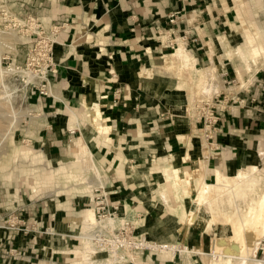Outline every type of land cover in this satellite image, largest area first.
I'll use <instances>...</instances> for the list:
<instances>
[{
  "label": "crops",
  "instance_id": "obj_1",
  "mask_svg": "<svg viewBox=\"0 0 264 264\" xmlns=\"http://www.w3.org/2000/svg\"><path fill=\"white\" fill-rule=\"evenodd\" d=\"M212 4L214 0L32 1L30 15L42 22L44 30L48 25L57 27L59 43L48 93L36 92L30 102L34 114L29 127L34 133L31 143L51 157L67 160L75 156L74 147L82 138L93 158L107 170L111 184L105 190L120 205V216L127 204L136 205L149 193L158 195L159 188L154 186L164 180L157 166L160 160L183 153V170L193 168L189 108L179 98L166 103L168 77L155 68L166 64L168 44L162 43L166 34L174 42L186 34L185 46L198 64L209 62L205 42L229 27L232 13L212 15ZM173 15L177 18L171 22ZM224 63L228 81V75L236 73L237 60L225 59ZM256 75L252 84L239 90L236 80L222 92L220 102H215L225 109L213 142H208L218 150L209 151L205 162L207 183L216 181L218 171L232 174L241 168L264 133V75L260 71ZM201 124L197 119L195 133L203 135ZM184 141L188 143L185 152ZM132 168L144 172L134 177L129 173ZM83 203L76 198L25 202L17 213L23 225L8 227L5 236L0 234V264L67 262L78 239ZM139 207L150 209L144 204ZM56 227L57 233L50 234ZM189 233L196 242L205 239L193 227ZM178 253L165 264L182 262ZM192 260L200 264L196 256ZM151 263L162 261L157 255Z\"/></svg>",
  "mask_w": 264,
  "mask_h": 264
},
{
  "label": "bare ground",
  "instance_id": "obj_2",
  "mask_svg": "<svg viewBox=\"0 0 264 264\" xmlns=\"http://www.w3.org/2000/svg\"><path fill=\"white\" fill-rule=\"evenodd\" d=\"M232 1L234 4L233 8L237 10V16L235 21H228L229 30L234 32L236 36H239L241 34L239 24L242 23L247 25L246 32L249 36L248 46L244 48L240 45L233 46V40H230L227 33L218 36L216 35L213 40L205 42L209 62L205 65H200L197 62L196 56L186 48L185 41L182 40V38H178L175 40L177 45L174 51L167 55V58L170 59L171 63L176 64V67L178 68L176 73L174 71L175 77H171L167 80L168 83L166 82L169 89L170 87L175 86L174 79H177V77H184L193 83L194 86H197L198 88L196 87V90H199L200 92L198 96L197 93L191 91V99L193 101L195 98L201 99L209 97V100L213 102L212 99L214 95L218 93V89L223 87L225 82V79L223 78L226 74L224 59H227L232 63H235V60L238 59L244 64L242 68H240L239 64L235 65L237 78L239 80V83L236 85L237 90L245 88L253 82L254 78L257 76V72L262 69L261 64L259 63H262V66L264 67V26L257 21V19L249 20L245 18L242 9L246 4L244 0ZM256 4H260V6L257 7L254 12L255 14L251 16L252 18H258L260 9L264 11V0H257ZM230 8L231 6H229L227 0H215L214 4L209 6L212 15L216 11L226 13ZM44 20L48 21L49 19L47 17L44 18ZM191 22H194V20H191ZM20 23L22 22L20 21ZM38 25L39 24L35 22L31 25L30 29H32L33 26H37L36 29H38ZM39 28L42 29L41 25ZM1 31L2 30H0V35L1 33L3 34V31ZM10 36H13L16 41L26 40L24 39V36ZM162 38L163 40H168V35L166 34ZM54 40L56 42L58 39L55 37ZM54 40L53 45L55 44ZM12 47H14V45H12ZM0 54H2V51ZM1 60L2 58L0 55V85H5L4 81L6 78L4 76L15 74L18 70L14 63L9 68H3L1 66ZM156 67L157 71L160 70L164 72V70H166L161 65H157ZM18 69H20V73H24L21 68ZM49 83H51L50 79ZM1 87L2 89L5 88H3V85ZM174 90L176 89L173 88V92H175ZM171 100L172 98L167 96V101ZM32 111L33 110H30L28 114H32ZM191 111L189 113L191 114L192 130L197 131L195 122L197 119L199 120L201 114L193 116V112ZM15 117L18 120V117ZM201 138H204V136L201 134L195 135V141L190 143V146L192 156L203 161L205 164L210 155L209 151L202 148L203 143H201ZM184 144L187 146L188 143L184 141ZM205 144L209 145L208 143ZM13 152L15 153L17 160L14 162L3 159L2 157L0 158V165L2 164L6 167L10 166L11 169L16 170L19 178L24 177L26 180L28 178L33 179L34 184L31 185L33 190L35 189V186L38 187L39 185L42 186L43 184L49 183L51 178L54 179L55 183L59 184L61 180L69 179L70 177L76 178L78 176V174L73 173L69 166L62 161L57 162V165H53L50 159L41 150L20 147ZM178 154L179 153L174 154L171 159H168V161L170 160L171 162H167V165H165L164 168L160 166L163 171L164 180L161 183L157 197L154 196L153 193H149L147 198L142 200V202L149 204V200L152 197H156L158 202L159 200L162 202L159 204L161 208L168 213L167 217L170 220L169 224L157 227L155 235L149 236L150 240L160 242L156 247L151 245L154 251L160 250L159 253H166L165 256H161L160 258L162 264H165L166 261H172L174 257L173 255L176 252H180L183 256L181 264H190L191 259L188 254H191V252H197L201 256L211 257V260H209L207 264H235L234 262H237L238 264H247L248 262H255L256 264L260 263L258 252L261 249V243L264 240V188H261V178L264 170L259 163L246 160L243 166L235 170L232 174L218 171L215 182H203L198 199H191L189 195L190 192H184V200L178 193V189H180L181 182L183 181L182 177L180 178V175L178 174L179 167L171 166L175 164ZM74 155L84 166V173L81 174V176L79 174L81 182L77 179V182L75 183L79 189L78 194L85 195L86 197H84V200L91 203L94 198L95 188L110 186V178L106 175L107 170L95 161L82 138L79 139V142L74 147ZM19 160L29 161L30 169L25 167L21 168L17 162ZM166 160L167 159H162L160 160V163H163ZM176 162H178V159ZM88 172H90V176L92 177H88ZM143 172L144 170L138 168H132L129 170V173L134 177L141 176ZM12 174L13 173L7 172V175L3 176L9 178L12 177ZM59 187L60 186H57L56 188ZM47 194H54V190L48 191ZM189 208H191L190 211L188 210ZM204 208L206 209L205 211H203ZM134 210L135 207L127 204L125 213L122 216L108 218L100 223L95 217L94 208L84 210L82 214V223L87 231L85 234L79 233V235H77L84 240V248L71 249V253H75V258H70L69 263L63 264H83L82 262H86L87 264H117L120 262L122 256H120L119 250L122 249H108L109 255L106 263H104L102 258L97 257L96 255L103 249H97V247L95 248L91 245V236L88 231L99 224L104 228L116 229L122 226L123 221L128 222L130 215ZM188 212L191 220L190 223L196 224L197 226H200L199 220H204L208 223V233L211 236L210 251L205 249L206 246L202 240H200V249L194 248V246H192L193 249H191L188 242L176 246L174 240L179 238L181 232V227L178 226V218L182 220V222H185L183 217L188 214ZM71 216L69 215V217ZM187 226L183 228L185 231L188 230ZM217 226H221L226 233L218 234L215 230ZM3 228H5V226L0 225V230ZM57 231V228L49 230L50 234H56ZM140 231L146 232V228L143 229V227H140ZM146 243H129V245L139 247L141 245L146 246ZM147 244L150 245L149 242ZM130 246H127V248ZM138 258L141 257H136L139 264H143Z\"/></svg>",
  "mask_w": 264,
  "mask_h": 264
},
{
  "label": "rangeland",
  "instance_id": "obj_3",
  "mask_svg": "<svg viewBox=\"0 0 264 264\" xmlns=\"http://www.w3.org/2000/svg\"><path fill=\"white\" fill-rule=\"evenodd\" d=\"M32 1L33 0H0V30L3 31V34L1 33V35H0V37H2V38H0V41H1L0 47H1V51H2V54H0L1 58H2L1 66L3 68H9L14 63L16 69L18 70V72L15 74H9L8 76H4L6 78V79L4 78L5 79V81H4L5 85L2 84L3 88L5 87L4 89H2V87H1L2 85H0V93L3 92L0 94V98L3 97L0 99V158L3 157V159H7V160L15 162L17 160V158H16L15 153L13 151L17 148H20V147H29L32 149L43 151L46 154V156L50 159V161L52 162L53 165H57V162H59V161L64 162L67 166H69L71 171L73 173L78 174V176L76 178L70 177L69 179L61 180L59 184L55 183L54 179L51 178L49 180L50 181L49 183L43 184L42 186L39 185L38 187L35 186V189L33 190L32 186H31L34 184L33 179L28 178L26 180L24 177L19 178L17 175L18 172L16 170L11 169L10 166L6 167V166H3L1 164L0 165V225L5 226V228L0 230V234L2 236H5L7 234V231H9L7 229L8 227L18 228V227L23 225L21 220L18 218L17 213H19V210L23 207V205H25V202H29L30 200L35 201L36 199H39V198H47V199L52 198L55 201L61 202L63 200H67L70 198H76L77 200L79 199V200H81V202L82 201L84 202L83 203V205L85 207L84 210L89 209V208H93V205H94L93 200L90 203L89 201L84 200V197H86L85 195L78 194L79 189L75 185V183L77 182V179H79V174L81 176V174L84 173V170H83L84 166L80 161H78V159L75 156H73V158H71V159H67V160L62 159L61 160V159H58L55 157H51L48 153H46L44 151L43 148H39V147H37L31 143L30 137H33L34 133L32 132V130L29 127H30L31 117H33L34 114H33V112H31L32 114H28V113L30 110H32V108L30 107V102L32 101V97H34L35 94H32L33 88L29 90V87H26L24 85V82H23L24 77H22L24 74L20 73L19 72L20 69H18V68L22 67L25 64V56H26V52L28 50V43H30L31 39L35 38L36 35L31 34L32 36L28 37V34L21 32L24 30L23 28H21L22 26L19 27L16 24L18 23L17 19H19L20 21H25L28 17L32 16V15H30L31 14ZM256 1L257 0H244V2L246 4L244 7H242V9L244 11L243 14H244L246 19H249V20L257 19V21H259L264 26V11L262 9H260L258 18H252L251 17L252 15L255 14L254 12L257 9V7L260 6V4H256ZM227 2L229 4V6H231L230 10H232V13L230 16L231 20L235 21L236 16H237V10L233 8L234 4H233L232 0H227ZM215 13H220V12L216 11ZM32 17H35V16H32ZM35 19L38 20L37 17H35ZM14 23H16V24H14ZM239 25H240V29H241V34L239 36H236V34L232 31H230L229 27H227V26L225 29L221 30V32L218 33L217 36L220 34L227 33L228 36L230 37V40L231 41L233 40L232 41L233 46H239L240 45L244 48V47L248 46V43H249V36H248V33L246 32V28H247L246 26L247 25H244L242 23ZM50 26L51 25L46 26V27H48V30L52 29ZM36 28H37V26H33L31 31H37ZM10 35H16L17 37H21V36L23 37L24 36V39H26L27 42H26V40L16 41L14 39V37L10 36ZM184 36H186V39L183 38ZM56 38L59 40L58 37H56ZM180 38H183L182 40L186 41L187 35L184 34ZM54 39H55V37L53 38V40ZM58 40L56 42L54 40V42H55L54 45H53V41H52V52L54 54V61H55V50H56L55 47L57 46V43H59ZM168 42H169V38H168V40H163L162 43L168 44L167 54H170L171 52L174 51L177 43L173 42V44H175L174 48H173V46H170V44ZM12 45H14L15 49H14V47H12ZM236 60H237V65L239 64L240 68H242L244 66V64H242L238 59H236ZM165 63L166 64H162V62L160 63L161 66H163L164 69H166V70H164V72H162L160 70L157 71L156 68H155V72L160 73V74H164L165 76L168 77V79H170L171 77H175L174 71L176 73V70L178 69L176 67L177 65L171 63L169 58L166 59ZM259 64H261V68H262L259 71L262 72V75H264V67L262 66V63H259ZM231 76L232 77H230V75H228V78H229L228 81H232L230 83H228L226 76L225 75L223 76V78L225 79V82L223 84V87L218 89V93H216L214 95V97L212 99V100H214V103L211 100H209V97H205V98H201V99L195 98V100L193 101L191 99V91H194L199 96L200 92H199V90H196L198 87L194 86L193 83H191L189 80H187L184 77H182V78L177 77V79H174L175 80V86L170 87V89L167 86L169 89L167 91V94L169 95V97L172 98V100L166 101V103L171 104L174 102V100L179 98V100L181 102H184L185 108H189V112L192 110L191 112H193V114H192L193 116L194 115L198 116V115L203 113L200 109L205 107L204 104L209 102V104L213 103L212 105H215L216 104L215 101L218 100V98L222 99V96H223L222 92L226 91L227 87H229V85H232V86L235 85L236 80L239 81L236 73L234 75H231ZM254 80H255V78H254ZM6 86H8V87H6ZM173 88L176 89V90H174L175 92H173ZM8 95L10 96V98ZM174 95H175V98L173 97ZM218 96H220V97H218ZM189 115L191 116L190 113H189ZM15 116L18 117V120ZM192 131L194 133L192 132L190 143H193L195 141V135H198V133H195L197 131H194V130H192ZM258 137H259L258 138V140H259L258 146L255 148L254 151H252L248 154L247 160H251L255 163H259L261 168L264 170V133L261 132L260 136H258ZM201 143H203L202 148H204L206 151L214 150L215 152H217V150H218L214 146H209V145L205 144V143H207L205 141V136H204V138H201ZM186 147L187 146L185 145L184 149H183L184 152L186 150ZM190 155H192V152ZM177 156H178L177 157L178 162H176L177 161V159H176L175 164L171 165V166L172 167H175V166L179 167L178 168V174L180 175V178L182 177V179H183V181L181 182L180 189H178V193L184 199V192H186V193L190 192L189 195H190L191 199L192 198L198 199L199 192H200L202 185H203V182H204V175L206 172L205 171L206 170L205 164L203 163V161L196 159L193 156H191V157H193V168L185 171V170H183L181 162H180V160L183 156V153H179ZM17 162L21 166V168L25 167L27 169H30V167H29L30 162L29 161L19 160ZM167 162L170 163L171 161L170 160L168 161V159H167L163 163L159 162L158 166L159 167L161 166L164 168L165 165H167L166 164ZM7 172L13 173L12 177H9V178L4 177L3 175L6 176ZM160 172H161V176H163V171L161 168H160ZM87 175H89L88 177H92V176H90V172H88ZM162 180H163L162 178L159 179L158 184L154 187L160 188ZM79 182H81L80 179H79ZM193 185H194V188H193ZM57 186H60V187L56 188ZM103 188H105V187H103ZM261 188H264V172H263L262 178H261ZM50 190H54V194H52V195L47 194V192ZM193 191H196V192L194 194H192ZM144 198H147V196H144L141 199V201L137 200L138 202L136 205H132L133 207H135V210L131 213L128 222L123 221L122 226H124L126 224H129L131 226V230H130L131 234H130L129 239H128V244L129 243L139 244V243H146V242L148 243L149 242L150 246L152 245L153 247H156V246H158V244H160V242L150 240L149 236L155 235L156 228L169 224L170 220L167 217L168 213L163 208H161V206L159 205L162 203L160 200H159V202H158V200L154 201V197H152L149 200V204H147L146 202H142V200ZM142 204L149 206L150 209H148L146 211V209L139 207ZM191 208H189L188 210L190 211ZM205 210L206 209L204 208L203 211H205ZM174 215H176V214H174ZM183 218H184V221L186 223L182 222V220H180L178 218V226L181 227L180 228L181 232H180L179 238H177L178 240L177 239L174 240V242H176V246H179V244H181V243L188 242V245L191 247V249H193L192 248L193 243L195 246L194 248H197V249L201 248V243L199 241H197V242L194 241L192 236H190L191 234L189 233V229L191 227H193L194 229H197V230H199V232L204 234L203 238H205V239L202 241L206 246L205 249L207 251H210L211 236L208 233V228H207L208 223L204 220H199L200 226H198V227L196 224L190 223L191 220H190L189 212H188V214L184 215ZM150 225H151V228H148V227H150ZM57 226H59V225H57ZM186 226L188 227V230L185 231L183 228H185ZM78 227H79L78 233L76 235H79V233H82V234L86 233L87 230L84 227L82 220H81L80 226H78ZM140 227H143V229L146 228V233L148 235L144 234L145 232L141 233L142 231H140ZM91 230L88 232H91ZM215 230L218 234H225L226 233V231H224L221 226H217L215 228ZM77 238L78 239L75 242L76 246H73L72 249H83L84 248V243H83L84 240L81 239L80 236L79 237L77 236ZM195 238L198 239L199 237L196 236V237H194V239ZM93 243L94 242L91 241V245L94 246L95 248L97 247V249H103L96 256L99 258H102L104 263H106L108 261V255H109L108 254V251H109L108 248H106L105 246H96ZM147 243H146V245H149ZM131 247H133V245ZM153 247L146 248V247H143V245H141L138 247L139 249H137V250H135V249L131 250L130 247L119 250L120 256H122V258H121L120 262H118L117 264H139V261L136 259V257H138V256L141 257L138 259L141 262H143V264H148V263H151V261L152 262L155 261L157 258V255L160 258H161V256H165L166 253L165 254L163 253L164 254L163 255V254L159 253L160 250L154 251ZM144 248H146V249H144ZM146 251L148 252L147 254H152L154 257H151V256L149 257V255H146L145 254ZM175 254L173 255L174 257H175ZM178 255L181 257L180 252L178 253ZM188 255L192 261V263L190 262V264H196V262H197V261L195 262L194 260H192L193 256H196V258H198V262H200V264H207V262L209 260H211V257L201 256L197 252H193L192 254H188ZM258 256H259V259L264 258V257H261L262 255L260 253L258 254ZM69 257L75 258V253H72ZM174 257H173V259H174ZM182 260H183V257H182ZM177 261L180 262L181 261L180 258L177 259ZM69 262H70V260H67V262H65V263H69ZM82 263L87 264L86 262H82ZM181 263L182 262H180L179 264H181ZM234 263L238 264L237 262H234ZM151 264H153V263H151ZM247 264H256V263L255 262H248ZM257 264H259V263H257Z\"/></svg>",
  "mask_w": 264,
  "mask_h": 264
},
{
  "label": "built area",
  "instance_id": "obj_4",
  "mask_svg": "<svg viewBox=\"0 0 264 264\" xmlns=\"http://www.w3.org/2000/svg\"><path fill=\"white\" fill-rule=\"evenodd\" d=\"M176 18L177 16L173 15L170 21L174 22ZM17 20L18 23L14 24L19 27L22 26L21 28L24 29L21 31L22 33L28 34V36L36 35V37L32 38L31 42L28 43L25 64L22 67H19L24 72V75L22 76L24 77V85L29 87V90L33 88L32 94H36V92L47 94V85L50 79L49 74H51L55 68L52 41L55 34L58 32L57 27H52L50 30L41 29L39 26L42 22L36 20L35 17L32 16L28 17L25 21H21L22 23H20L19 19ZM35 22L39 24L38 29L37 31H31L30 27ZM183 38L186 39V36ZM173 42L174 40H171L168 43L174 48L175 44H173ZM215 102L219 103V98ZM212 104L206 103L204 104L205 107L200 109L203 113L200 115L199 122L202 123L201 129L207 143L213 142V132L215 133L217 131V124L222 117L223 110L225 109L224 107L222 108ZM215 147L218 149L217 146ZM94 193L93 208L95 217L99 223L108 218H117L120 216V205L114 204L111 201L110 193L106 192L105 188H95ZM123 213H125V209L123 210ZM130 230L131 226L129 224L116 229L104 228L99 224L92 228L90 239L96 246H105L108 249H125L127 246H130L128 244V239L131 234ZM143 247L151 248L152 246L146 245ZM130 248L131 250L139 249L136 246H130ZM259 251L258 254L260 253L262 255L261 257H264V240L261 243V249ZM259 264H264V258L260 259Z\"/></svg>",
  "mask_w": 264,
  "mask_h": 264
}]
</instances>
